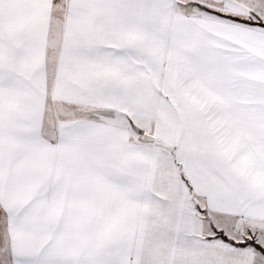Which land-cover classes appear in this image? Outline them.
I'll list each match as a JSON object with an SVG mask.
<instances>
[{"label":"snow or ice","instance_id":"obj_1","mask_svg":"<svg viewBox=\"0 0 264 264\" xmlns=\"http://www.w3.org/2000/svg\"><path fill=\"white\" fill-rule=\"evenodd\" d=\"M0 264H264V0H0Z\"/></svg>","mask_w":264,"mask_h":264}]
</instances>
